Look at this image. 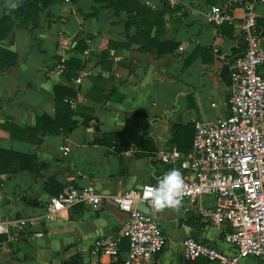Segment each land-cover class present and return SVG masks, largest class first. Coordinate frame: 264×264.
I'll return each instance as SVG.
<instances>
[{"label": "crops", "instance_id": "0c3cea01", "mask_svg": "<svg viewBox=\"0 0 264 264\" xmlns=\"http://www.w3.org/2000/svg\"><path fill=\"white\" fill-rule=\"evenodd\" d=\"M116 1L117 8L107 0H39L22 26L9 0H0V20L12 24L0 49L14 54L0 67V217L26 222L23 232L13 231L17 242L0 237V264H92L94 239L121 237L126 214L104 200L45 221L50 198L69 182L109 196L156 183L167 169L156 151L192 143L194 128L188 146L176 144L175 125L194 127L193 121L227 114L230 70L244 49L242 10L233 11L232 24L211 26L204 14L221 0H152L155 7ZM256 10L259 27L264 6ZM259 43L264 48V36ZM6 59L0 54V63ZM83 68L91 74L77 84ZM259 72L264 78V64ZM164 112L170 115L158 120ZM213 202L202 197L185 210L183 201L179 212L159 214L141 205L166 237L162 251L142 264H191L184 263L186 236L231 251L222 241L226 226L205 223L195 209ZM120 249H127L125 237ZM239 264L264 259L249 256Z\"/></svg>", "mask_w": 264, "mask_h": 264}, {"label": "built area", "instance_id": "2783aa9c", "mask_svg": "<svg viewBox=\"0 0 264 264\" xmlns=\"http://www.w3.org/2000/svg\"><path fill=\"white\" fill-rule=\"evenodd\" d=\"M143 1L156 6L152 0ZM164 1L175 3V0ZM258 3L264 6V0H221L209 6L204 22L211 26L232 24L233 11L238 7L242 10L238 28L244 49L230 70L227 114L210 122L193 121L194 134L187 151L176 148L156 151L158 159L167 165L158 181L173 168L183 175L186 188L183 201L189 202L185 210L202 197H213L212 205L195 208L197 214L211 226H226L222 241L231 251L186 236L182 240L185 259H204L210 264H239L249 256L264 259V78L259 72L264 64V48L259 43ZM88 54V49L83 51L84 56ZM61 67L57 65V69ZM90 74L89 69L83 68L76 83ZM68 151V146L62 148L63 155ZM158 181L110 196L92 184L79 187L65 183L44 207L43 219L49 220L74 206H97L108 200L126 214L127 220L121 237L108 235L94 239L90 252L97 260L92 264H142L166 244L159 222L151 212L140 208L149 205L145 189L155 187ZM25 223L23 219L0 217V237L17 242L20 236H15L13 231L23 232ZM124 237L125 253L120 249Z\"/></svg>", "mask_w": 264, "mask_h": 264}, {"label": "clouds", "instance_id": "9594fccd", "mask_svg": "<svg viewBox=\"0 0 264 264\" xmlns=\"http://www.w3.org/2000/svg\"><path fill=\"white\" fill-rule=\"evenodd\" d=\"M7 7L16 9L19 7L18 0L17 2L9 0ZM185 190L181 171L173 168L162 176L155 187H147L144 196L147 198L153 214H159L165 210L179 212L183 204Z\"/></svg>", "mask_w": 264, "mask_h": 264}, {"label": "trees", "instance_id": "16d2710c", "mask_svg": "<svg viewBox=\"0 0 264 264\" xmlns=\"http://www.w3.org/2000/svg\"><path fill=\"white\" fill-rule=\"evenodd\" d=\"M37 1H39V0H24L23 1L24 4L22 6H20L19 9H17V10L13 9L12 10V13H14V17L16 18V20H18L20 22V24L22 26L27 25V19L29 18L31 8H33V7L37 8L38 7ZM107 1H109L112 6H115L117 8V1L116 0H107ZM96 13H97V10H94L86 16L95 15ZM11 28H12V24H11L8 17H4L3 19L0 20V40H3L4 38H6L8 36V33L11 31ZM257 28L259 29L260 35L264 36V25H260ZM4 53H5V58H7L6 59L7 61L4 63L1 61L0 67H2L3 65L10 64V63L14 62V54L10 53L9 51H7L5 49H0V54H4ZM193 128L194 127L191 125H187V126L175 125L173 134L175 135V138H176V140H175L176 144L178 145V144L185 143L188 146L189 143H186V141H188V139H189V141L191 140V134H193ZM190 146H191V142H190L189 147ZM178 148L181 149V147H178ZM187 150H188L187 148H184L182 151H187ZM59 191H60V189L55 194H57ZM202 260H204V259H202ZM187 262L188 263L191 262V264H196V262H194V260H190V259H186L184 263H187ZM64 264H79V262L70 260Z\"/></svg>", "mask_w": 264, "mask_h": 264}, {"label": "water", "instance_id": "95a60500", "mask_svg": "<svg viewBox=\"0 0 264 264\" xmlns=\"http://www.w3.org/2000/svg\"><path fill=\"white\" fill-rule=\"evenodd\" d=\"M165 115L169 116L170 113H169V112H164L163 115H162L158 120H164ZM165 246H166V245H165ZM165 246H164V247H165Z\"/></svg>", "mask_w": 264, "mask_h": 264}]
</instances>
